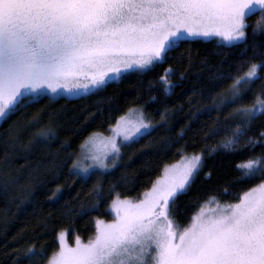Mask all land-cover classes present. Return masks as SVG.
Here are the masks:
<instances>
[{
	"label": "trees",
	"instance_id": "16d2710c",
	"mask_svg": "<svg viewBox=\"0 0 264 264\" xmlns=\"http://www.w3.org/2000/svg\"><path fill=\"white\" fill-rule=\"evenodd\" d=\"M259 17L257 12L247 18L246 43L186 40L150 70L127 72L75 99L44 95L3 121L0 264H48L60 249L61 232L70 247L77 237L87 243L95 236L96 221L113 220L114 200L141 199L166 167L184 157L199 154L203 162L173 206L181 227L202 207L235 203L239 194L260 183L264 174L246 179L238 165L264 156V115L246 128L241 125L243 134L231 148L222 147L226 139H237L233 134L241 118L235 109L251 106L257 95L264 98V68L258 69L260 79L241 90L242 100L231 103L229 97L232 77L247 71L249 62L264 61V35L253 36L251 27ZM168 69L166 91L161 77ZM136 108L143 109L150 132L124 145L105 171H93L86 180L73 174V163L86 142L107 134ZM34 119L38 126H32ZM48 129L46 138L38 135ZM249 138L257 143H249ZM30 247L40 255L29 261L23 257Z\"/></svg>",
	"mask_w": 264,
	"mask_h": 264
},
{
	"label": "snow or ice",
	"instance_id": "6c2138e0",
	"mask_svg": "<svg viewBox=\"0 0 264 264\" xmlns=\"http://www.w3.org/2000/svg\"><path fill=\"white\" fill-rule=\"evenodd\" d=\"M257 12L253 36L264 35V0H0V121L48 93L49 99L62 92L88 93L129 71L150 70L187 39L246 43V20ZM259 68L264 61L249 62L247 71L232 77L231 103L242 100L241 90L261 78ZM169 74L171 69L161 77L166 91ZM235 111L241 118L233 134L237 139H226L224 148L237 143L241 125L246 128L264 115V98L257 95L251 106ZM38 124L34 119L32 126ZM141 128H147L142 118L135 131ZM50 131L38 135L46 138ZM130 136L125 129L124 140ZM109 143L118 156L115 139ZM202 162L196 154L179 168L166 167L136 202L114 200L116 218L96 221L95 236L87 243L77 237L70 247L61 232L60 249L48 264H264V179L239 194L235 203L217 204L209 213L202 207L186 226L175 220L176 199ZM99 163L107 167L103 160ZM238 168L245 170L246 179L264 174V156ZM72 170L88 178V169L78 162ZM94 192L96 198L102 195L99 185ZM37 255L30 247L23 258L30 261Z\"/></svg>",
	"mask_w": 264,
	"mask_h": 264
},
{
	"label": "rangeland",
	"instance_id": "374dc122",
	"mask_svg": "<svg viewBox=\"0 0 264 264\" xmlns=\"http://www.w3.org/2000/svg\"><path fill=\"white\" fill-rule=\"evenodd\" d=\"M200 39L205 40L203 38H200ZM213 39H215V38H213ZM218 39H220V38H218ZM187 40H196V39H187ZM224 43L227 44V42H224ZM118 79L109 80L107 83H109L111 81H116ZM103 87H101V88H103ZM101 88H99V89H101ZM99 89H92L88 93L81 92V93L76 94V95H72V94H69L67 92H62L60 95L56 96L55 99L60 98V97H64V98H68V99H75V98H78V97H81L84 95L94 93L95 91H97ZM50 95H51V93L47 94V96H50ZM141 114H142V116H141ZM141 118L147 124V128L146 129L141 128L139 132H136L135 127L139 124ZM2 122L3 121H0V124ZM125 129L131 130V136H130L129 140H127V141L124 140ZM151 129H152V125L147 121L145 114L143 112V109L142 108L133 109L125 117H123V120H119L117 125L115 127L111 128L107 134H99V135L93 136L91 139H89L86 142V144L84 145L82 151L77 156L76 162H78L82 166V168L88 169V176L93 171H105L106 169H108V163L113 162L114 157H115L114 162L117 161L118 156H119V155L116 156L115 153H113L111 151V145L109 143L110 138L115 139L116 143L119 146V149L121 150V148L124 145H128V144L136 141L140 137L149 133ZM119 154H120V151H119ZM93 157H98L99 160H103L104 164L107 165V167H101L99 160H94ZM189 158L190 157H184L183 159H181L176 164H173L167 168H170V169L173 167L179 168V167L183 166L188 161ZM163 175H164V173H163ZM216 207L217 206H215V207L209 206L204 210L206 213H209L213 209H215ZM110 211L113 214V220H114L116 218V211L117 210H116V208H114L111 205ZM64 243H66L69 246L68 241H67V237L65 234H64Z\"/></svg>",
	"mask_w": 264,
	"mask_h": 264
}]
</instances>
